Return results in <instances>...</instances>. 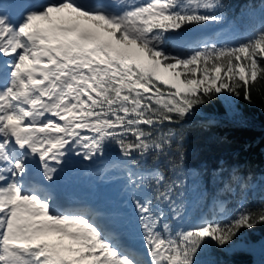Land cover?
Returning <instances> with one entry per match:
<instances>
[{
  "label": "snow or ice",
  "instance_id": "1",
  "mask_svg": "<svg viewBox=\"0 0 264 264\" xmlns=\"http://www.w3.org/2000/svg\"><path fill=\"white\" fill-rule=\"evenodd\" d=\"M225 7L0 0V264H217L213 248L240 249L264 225V195L211 219L185 203V123L214 100L240 122L235 102L252 103L264 84V23L235 44L190 40L224 23ZM73 154L122 183L134 223L118 208L65 202ZM216 178L228 192L256 187L238 166Z\"/></svg>",
  "mask_w": 264,
  "mask_h": 264
},
{
  "label": "trees",
  "instance_id": "2",
  "mask_svg": "<svg viewBox=\"0 0 264 264\" xmlns=\"http://www.w3.org/2000/svg\"><path fill=\"white\" fill-rule=\"evenodd\" d=\"M224 3L225 22L208 28L229 30V43H238L264 23V0H224ZM258 88V91L253 90L252 103L242 98L235 102L243 114L242 121L226 119L225 102L214 100L198 108L183 128L186 167L194 174L190 181H198L205 188V203L213 198L228 212L236 209L242 195H246L248 202L254 206L264 195L261 191L264 187L261 179L264 177V84ZM221 166H238L249 183L257 187L256 193L252 187L242 193L236 185H233L235 192L226 191L224 184L216 178ZM198 210V207L195 208L196 214ZM214 215L222 216L223 213L215 211ZM245 238L247 243L240 249L225 252L213 248L209 258L217 264H264V251L261 249L264 245V225L246 231Z\"/></svg>",
  "mask_w": 264,
  "mask_h": 264
},
{
  "label": "bare ground",
  "instance_id": "3",
  "mask_svg": "<svg viewBox=\"0 0 264 264\" xmlns=\"http://www.w3.org/2000/svg\"><path fill=\"white\" fill-rule=\"evenodd\" d=\"M84 163L85 161L82 160L71 161L70 166L63 173L64 179L62 184H65L72 193H82L85 196L93 197L104 203H110L111 206L122 210L127 203L123 201L125 195L121 190V182H113L112 179L105 178L107 182L103 183L100 188H95V184L91 181L97 179V172L88 173V166L83 165ZM102 169L103 167L99 168V170ZM135 238L139 239L138 235H135Z\"/></svg>",
  "mask_w": 264,
  "mask_h": 264
},
{
  "label": "rangeland",
  "instance_id": "4",
  "mask_svg": "<svg viewBox=\"0 0 264 264\" xmlns=\"http://www.w3.org/2000/svg\"><path fill=\"white\" fill-rule=\"evenodd\" d=\"M196 35L192 34L189 36L190 40H209L217 43H229L231 40V32L227 29L223 28H216V29H200L196 31ZM194 35V36H193ZM75 155V154H73ZM77 160H82L80 157ZM83 161V160H82ZM104 167L103 164H97ZM97 174L100 175L103 171L97 169ZM111 175V174H109ZM120 182V181H119ZM122 184V183H121ZM257 187H255V193L257 191ZM206 196V190L201 186V183L198 181H190L189 190L186 193L185 203L187 208V213L190 217H199V216H206L209 219L212 218L215 211H220V205L216 202L215 199L209 198L205 203L204 199ZM123 201H126V197L124 196ZM122 201V202H123ZM199 208L196 212L194 211L195 208ZM124 214L130 215L132 217L133 222L135 221V214L132 213V209L130 205H125ZM133 233H135V229L133 228ZM264 251V245L261 248ZM260 249V250H261ZM253 253H257L255 250Z\"/></svg>",
  "mask_w": 264,
  "mask_h": 264
}]
</instances>
